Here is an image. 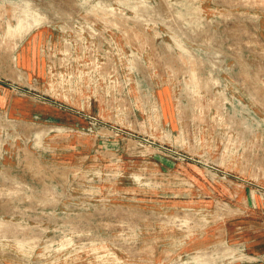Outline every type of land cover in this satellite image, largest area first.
<instances>
[{
	"label": "rangeland",
	"instance_id": "obj_1",
	"mask_svg": "<svg viewBox=\"0 0 264 264\" xmlns=\"http://www.w3.org/2000/svg\"><path fill=\"white\" fill-rule=\"evenodd\" d=\"M0 264H264V0H0Z\"/></svg>",
	"mask_w": 264,
	"mask_h": 264
},
{
	"label": "crops",
	"instance_id": "obj_2",
	"mask_svg": "<svg viewBox=\"0 0 264 264\" xmlns=\"http://www.w3.org/2000/svg\"><path fill=\"white\" fill-rule=\"evenodd\" d=\"M42 31L33 35L30 39H25L21 45V54H20V65L22 68L28 69H37L39 72L42 71V63L36 59V55L33 53L31 55L30 51L32 45L35 44L37 38L42 36ZM59 45V44H58Z\"/></svg>",
	"mask_w": 264,
	"mask_h": 264
}]
</instances>
